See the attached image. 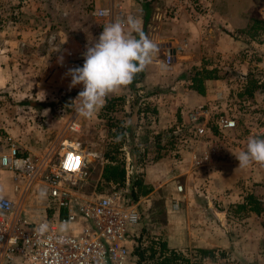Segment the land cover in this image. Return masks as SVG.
<instances>
[{
	"label": "crops",
	"instance_id": "0c3cea01",
	"mask_svg": "<svg viewBox=\"0 0 264 264\" xmlns=\"http://www.w3.org/2000/svg\"><path fill=\"white\" fill-rule=\"evenodd\" d=\"M231 1L232 3L229 0H203L205 8H202L195 4V0H59L61 13L77 12L80 14L78 21L80 33H77L76 40H72L70 46L62 52V57L66 60L68 56L76 52H85L86 46L95 42L104 25L116 20L117 17L124 21L128 16L138 18L147 36L159 44L158 55L153 56L151 62L144 68L139 81L134 84L130 83L132 86L135 85V88L139 87L140 90L152 93L145 104L140 103L144 105L140 106L139 120L133 117L132 112L135 107L124 103L125 98L119 109L114 102L107 111L111 110L110 114H114L115 117H113L114 122L111 123V130L115 124L123 126L125 142H133V145H139L142 150L141 153L138 152L139 155L137 154L140 157L139 160L134 159L131 166L132 170L141 171L143 181L151 186V191L136 201L137 206L141 203V206L151 208L153 198L161 197L162 218H156L150 229L147 228L148 222H142V229H149L147 232L149 235L160 238L171 248L220 249L228 242L227 227L223 224V220L227 219L225 203L222 200L219 201L220 196L219 200L213 203L206 198L207 208H210L209 216L204 218L207 225L194 223L190 226L189 221H202V215L200 213L189 214L191 212L188 213L186 208L189 210L188 205L194 203L189 195L193 190L195 192L200 185L204 193L213 199L221 193L219 189L223 186L222 182L226 180L229 171L239 167L233 154L244 150L246 146L241 150L231 151L228 161L210 170L192 169L189 149L176 152L174 156L160 150H163L161 144L167 138L166 134L170 139L174 136L171 131L177 124L182 123V132L186 130L184 126L186 120L180 115V109L206 105L213 102L218 95L223 96L230 91L232 93L234 82L230 83V74L227 76L223 73L225 71H222V64L231 65L234 73L243 77L250 68L249 62L240 57L245 47L259 52L261 58L264 59V35L262 42H256L239 32L249 16L264 19V0L252 1L241 8L235 7L237 0ZM52 2L49 0L50 5ZM110 5L119 8L113 12L112 17L91 15V10ZM174 5L177 7V12L172 14L170 9ZM118 12L119 15H117ZM196 13L199 15L195 17ZM89 18L92 20L91 24L86 21ZM202 60L209 63V66L217 65L219 73L223 75L220 78L204 80L203 92L198 93L188 87V75L192 68L200 67ZM81 86L77 85L75 88L79 89ZM128 92H131L129 85L109 94L107 98ZM259 96L254 92L252 98L264 104L258 99ZM263 108L264 105L261 109ZM105 109L102 107L97 111L99 119L108 117ZM142 115L144 119L153 115L154 119L150 121V124L144 125ZM243 123L244 118H239L236 123V132H243ZM170 125L168 133L167 128ZM7 136L19 149H22L20 150L22 154L35 156L32 154L34 153L33 147L24 140L23 136L19 138L12 135ZM7 149L8 142L0 141V155ZM126 153L127 151L124 152ZM129 153L135 158L136 155ZM177 184L181 185V191L175 189ZM184 194L189 197L184 199L186 197ZM0 195L8 198L16 196L12 190L11 174L1 165ZM214 205L220 207L215 208ZM179 209L181 211H178ZM216 222L219 223L216 224ZM127 245L130 247L131 241ZM207 263L209 260L201 261V264Z\"/></svg>",
	"mask_w": 264,
	"mask_h": 264
},
{
	"label": "rangeland",
	"instance_id": "374dc122",
	"mask_svg": "<svg viewBox=\"0 0 264 264\" xmlns=\"http://www.w3.org/2000/svg\"><path fill=\"white\" fill-rule=\"evenodd\" d=\"M51 1H53L52 5L49 4V0H0V132L18 138L23 136L24 140L33 147L32 154L41 156L46 153L51 161L56 158L57 152H61L63 142L78 144L86 153V164L84 175L75 181L73 188L80 196L94 197L114 191L112 183L103 182L99 178L100 168L104 163L103 152L106 148H110L108 146L114 140L107 136L108 124L114 122V114H110L111 110L105 109L108 117L99 119L97 112L90 118H85L77 112L74 100L82 90V86L79 89L68 88L71 77L65 75L66 58L63 57L61 63L59 57L70 46L71 41L76 40L77 33H80L78 25L80 14L61 13L59 0ZM252 1L255 0H237L235 7H245ZM229 2L232 3L231 0ZM86 21L90 24L92 22L90 18ZM240 57L250 64L248 74L255 79L264 78V59L259 52L245 47ZM222 66L224 74L227 76L234 74L231 65L222 64ZM229 78L230 83L233 82L232 77ZM129 86L131 92L120 96L125 98L124 103L135 107L132 112L133 117L139 120L140 106L143 107L152 93L140 90L139 87L135 88V85L129 84ZM263 86L254 91L260 95L258 99L262 102H264ZM41 91L45 93L43 100H40L43 96ZM249 98L261 107L264 105L254 101L252 97ZM115 102L118 109L123 105L122 101ZM141 102L144 104L140 105ZM44 110H47L46 114H43ZM153 119V115L152 117L149 115L146 119L143 116L142 122L148 125ZM170 128L171 125L167 128L168 133ZM166 137L161 144L163 150L160 151L174 156L176 153L171 146V140L167 134ZM128 151L136 155L135 158L130 156ZM138 152H142L139 145H133V142H125V140L117 147L115 157L123 164L128 175H142L141 171H134L131 166L133 161L139 160ZM229 172L219 189L221 193H218L214 199L204 193L201 185L195 192L194 190L191 192L188 197L193 199L194 203L189 204L188 209H190L186 208V211L188 213L190 211L189 214L193 215L200 213L202 221H189V225L194 223L207 225L204 218L209 216L210 208H207L206 198L213 203L220 196L221 199L218 200L225 203L227 219L223 220V224L227 227L228 242L225 247L214 249L220 250L221 255L215 251V257L204 258L205 261L209 260L207 264H264V211L257 215L249 213L242 218L227 213L229 204L240 202L245 192L255 194L264 207V165L254 163V166L251 164L246 168L235 167ZM124 189L125 187L117 188L115 191L125 192ZM188 197L186 195L184 199ZM11 199L21 207L20 196L16 195ZM232 200L234 201L231 202ZM153 201L151 208L141 206V203L137 206L139 223L133 233L138 235L142 233L144 243L147 239L158 238L147 233L152 228L154 220L162 218L161 197L153 198ZM26 207L27 204H24V209ZM214 207L220 206L214 205ZM142 222H148L149 229H142ZM193 249L192 247L179 250L194 258ZM127 259L126 264H137L132 254Z\"/></svg>",
	"mask_w": 264,
	"mask_h": 264
},
{
	"label": "built area",
	"instance_id": "2783aa9c",
	"mask_svg": "<svg viewBox=\"0 0 264 264\" xmlns=\"http://www.w3.org/2000/svg\"><path fill=\"white\" fill-rule=\"evenodd\" d=\"M195 4L205 8L203 0ZM115 7L96 8L91 15L112 17L119 9ZM172 7L175 14L177 7ZM83 53L68 56L67 69L82 66ZM230 77L232 93L218 95L206 105L180 109L186 130L182 132L180 123L171 131L174 153L189 149L194 170H210L228 161L231 151L245 147L252 135L264 138V108L238 95L245 84L242 77L235 73ZM242 117L243 132L238 133L236 123ZM0 141L8 142L0 165L10 172L12 190L22 199L18 207L0 195V264H126L132 250L127 243H133L132 234L137 236L133 233L139 223L137 202L114 189L88 198L76 193L73 186L84 175L86 153L74 142H63L51 161L47 154H22L1 132ZM175 189L182 187L177 184Z\"/></svg>",
	"mask_w": 264,
	"mask_h": 264
},
{
	"label": "clouds",
	"instance_id": "9594fccd",
	"mask_svg": "<svg viewBox=\"0 0 264 264\" xmlns=\"http://www.w3.org/2000/svg\"><path fill=\"white\" fill-rule=\"evenodd\" d=\"M158 53L159 44L147 36L138 18L128 16L126 21L116 19L104 25L95 42L86 46L82 66L68 68L65 73L71 77L69 88L82 85L74 100L77 112L90 118L104 106L109 94L129 85ZM41 92L43 100L45 93ZM233 155L240 168L264 165V138L250 136L246 148Z\"/></svg>",
	"mask_w": 264,
	"mask_h": 264
},
{
	"label": "trees",
	"instance_id": "16d2710c",
	"mask_svg": "<svg viewBox=\"0 0 264 264\" xmlns=\"http://www.w3.org/2000/svg\"><path fill=\"white\" fill-rule=\"evenodd\" d=\"M239 32L246 35L249 39L261 42L264 35V19L249 16L246 18L244 26L240 28ZM208 64L202 60L200 67L191 69L188 75V87L190 89L202 93L204 80L216 79L222 76L219 73L217 65L209 66ZM141 76L142 71L135 75L131 84L138 82ZM242 78L245 84L238 95L252 97L253 92L263 86V82L259 83V79H255L248 73ZM123 98V96L109 97L106 99L103 107L109 110L115 101H122ZM111 128L112 124H108L107 136L109 139L114 138V140L110 142V146H108L110 148H106L103 152L104 163L101 167L99 178L103 182L112 183L114 190L125 187V195L131 201L136 202L140 197L145 196L151 191V186L144 183L140 174H126L123 164L115 157L117 147L124 141V127L115 124L113 130ZM228 207L227 213L239 215L241 218L249 213L257 215L264 211L261 200L252 192H245L240 202L229 204ZM130 238L133 239L130 254L135 257V263L137 264H201L204 258L213 259L215 257V251L219 255L222 253L220 250L196 247L193 249L194 258H190L181 250L168 247L159 238L153 240V238L149 237L150 239H147L145 243L142 242V233L137 236L132 234Z\"/></svg>",
	"mask_w": 264,
	"mask_h": 264
},
{
	"label": "bare ground",
	"instance_id": "6f19581e",
	"mask_svg": "<svg viewBox=\"0 0 264 264\" xmlns=\"http://www.w3.org/2000/svg\"><path fill=\"white\" fill-rule=\"evenodd\" d=\"M64 144H67L66 142H64ZM73 145H78V144H75V143H73Z\"/></svg>",
	"mask_w": 264,
	"mask_h": 264
}]
</instances>
